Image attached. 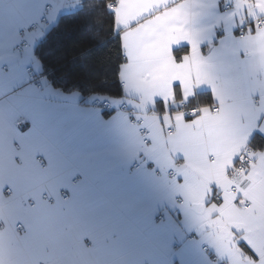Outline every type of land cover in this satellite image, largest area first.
Segmentation results:
<instances>
[{
	"label": "crops",
	"instance_id": "1",
	"mask_svg": "<svg viewBox=\"0 0 264 264\" xmlns=\"http://www.w3.org/2000/svg\"><path fill=\"white\" fill-rule=\"evenodd\" d=\"M78 3L0 0V264H264V0H117L109 113L33 53Z\"/></svg>",
	"mask_w": 264,
	"mask_h": 264
},
{
	"label": "trees",
	"instance_id": "2",
	"mask_svg": "<svg viewBox=\"0 0 264 264\" xmlns=\"http://www.w3.org/2000/svg\"><path fill=\"white\" fill-rule=\"evenodd\" d=\"M117 0H79L77 7L58 17L34 48V56L51 87L83 97L118 98L123 94L118 73L123 63L121 45L114 33ZM206 94L191 100L193 104Z\"/></svg>",
	"mask_w": 264,
	"mask_h": 264
},
{
	"label": "built area",
	"instance_id": "3",
	"mask_svg": "<svg viewBox=\"0 0 264 264\" xmlns=\"http://www.w3.org/2000/svg\"><path fill=\"white\" fill-rule=\"evenodd\" d=\"M117 7V1H112L108 4V9L110 11H114ZM263 24V22H260V26ZM24 47V44H20L18 46H16L15 48V53H19L22 48ZM4 69V68H3ZM30 73V71H29ZM90 106L94 109L100 110L104 113H109L113 110L112 104L109 101V99H101V98H94L91 102H90ZM120 110L122 112H124L125 114H127L128 116L134 115L135 114V110L134 109H130V108H126L125 106H121ZM187 117H190L192 115L195 114V110H187L185 112ZM134 126L138 129V133L141 136V138L143 140H146L147 138L150 137L151 132L148 129L147 126H143L140 125L139 122H135L133 123ZM251 153H252V149L250 148H244L242 149L236 156L235 158V163L231 169L230 175L231 178L233 180H237L239 178H241L242 176H244L248 170V168L252 165L253 160L251 158ZM165 177L168 181L173 180L176 177V174L174 171L169 170L166 172ZM236 190V186H233L232 188H230V192H235ZM68 194H64L63 198L67 199ZM157 219H161L160 217H158ZM204 252H208L209 249L207 246H205L203 248ZM210 261L212 264H227L224 260L219 259L217 256L215 255H211L210 256Z\"/></svg>",
	"mask_w": 264,
	"mask_h": 264
},
{
	"label": "bare ground",
	"instance_id": "4",
	"mask_svg": "<svg viewBox=\"0 0 264 264\" xmlns=\"http://www.w3.org/2000/svg\"><path fill=\"white\" fill-rule=\"evenodd\" d=\"M39 84H35V86H38Z\"/></svg>",
	"mask_w": 264,
	"mask_h": 264
}]
</instances>
